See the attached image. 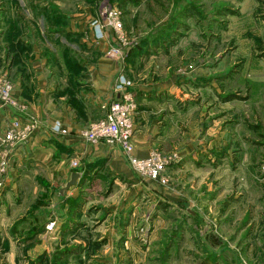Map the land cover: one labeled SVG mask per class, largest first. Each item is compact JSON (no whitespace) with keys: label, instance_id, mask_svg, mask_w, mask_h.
<instances>
[{"label":"rangeland","instance_id":"374dc122","mask_svg":"<svg viewBox=\"0 0 264 264\" xmlns=\"http://www.w3.org/2000/svg\"><path fill=\"white\" fill-rule=\"evenodd\" d=\"M96 1L94 17L103 3ZM109 1L121 12L129 42L124 58L117 60L122 63L117 79L125 76L131 82L127 90L137 102L134 128L137 130L140 118L145 132L158 126L159 138L151 133L149 154L138 157L133 150L132 155L146 158L161 153L169 164L162 172L165 181L153 184L138 176L142 189L136 187L135 214L134 205L129 204L131 193L114 196L118 208L112 222L121 233L120 242L128 240L122 246L126 255H112L115 260L90 255L107 239L68 246L50 238L44 245L37 235L46 229L52 237L59 230L56 221L50 220L44 229L29 227L24 237V220L16 221L9 231L23 238L16 240L20 246L6 251L0 244V264H264V0L254 1L253 20L242 14L244 0ZM60 2L69 14L91 10L87 0ZM44 4L55 7L54 0H0V22L13 6L26 19L41 18ZM94 41L98 42L95 37ZM105 42L109 50L113 39L105 38ZM4 46L0 79L9 78L6 67L10 60ZM158 85L162 90L156 94ZM138 97L148 103L149 98L162 99L152 116L140 117ZM172 98L173 103H167ZM109 102L102 104V110ZM8 151L9 145L0 140V164H11ZM122 151L132 164L131 156ZM10 179H3L0 209ZM39 181V187L48 188L46 181ZM109 182L101 181L97 187L81 180L82 188L66 200V221L89 201L86 217L94 224L92 229L99 227L111 212L103 207L108 193L103 196L92 191H112L114 183ZM45 200L38 194L36 206L47 205ZM130 226L134 235L127 238ZM87 247L83 257L80 252ZM68 256L75 259L70 261Z\"/></svg>","mask_w":264,"mask_h":264},{"label":"crops","instance_id":"0c3cea01","mask_svg":"<svg viewBox=\"0 0 264 264\" xmlns=\"http://www.w3.org/2000/svg\"><path fill=\"white\" fill-rule=\"evenodd\" d=\"M60 1L54 0L55 7L44 4L41 18L30 16L26 19L23 15H18L13 6L9 8L6 19L0 22V50L6 44L5 49L10 60L5 73L12 82L13 96L22 104L15 108L0 102V135L16 117L22 121L36 117L40 121L39 128L28 140L11 146L10 153L6 152L7 155L9 153L11 164H7L4 180L11 178L12 184L4 189L1 196L6 195L2 210L0 209V230L3 231L0 244L6 251L9 247V250H12V246L16 244L20 246L18 242L23 238L9 233L18 221L25 220L21 223L22 228L19 226L25 237V231L29 227L44 229L43 226L54 219L59 230L54 232L52 237H49L50 232L46 229L37 235L44 245L50 238L54 239L55 244L60 242L68 246H88L92 240L107 239L101 249L90 255L95 259H103V256L110 258L112 255H123L126 249L122 246L128 244V240L120 242L121 233L113 226V212L118 208L114 196L131 193L128 195L131 196L129 204L134 205L132 208L135 214L138 209V206H135L138 199L135 191L136 187L137 190L142 189L139 184L141 180L119 146L113 147L104 141L90 143L82 138L81 132L90 122L101 118L103 113L105 115L102 104L120 96L119 92L115 91V86L122 63L107 56L108 46L105 39L94 41L90 23L94 18L97 1L87 0V3H91L90 13L82 15L67 13L61 8ZM254 1L244 0L241 4L244 17L250 16L248 20H253L251 13ZM128 5L125 3L124 6ZM238 20L237 17L236 22L240 23ZM155 89L156 94L162 90L159 85L155 86ZM171 93L174 95V90ZM161 99L149 98L148 103L142 100L140 102L138 97V104L142 106L140 117L142 114L152 116L154 107H159ZM173 101L172 98L167 100V103ZM55 121L62 124V131L53 130ZM141 122V118L136 121L138 128L133 136L134 153L138 157H145L152 147L150 137L154 134L159 138L156 129L158 126L153 123V129L145 132L146 125ZM75 160L85 173H81L77 186L62 192V187L70 180L73 171L78 170L72 166ZM109 175L112 179L115 177V180H110ZM40 179L46 181L48 188L39 187ZM81 180L92 182V185L97 187H100L101 181L104 180H109V184L114 183L110 192L106 188L104 191H92L103 196L108 193L103 207L105 212L111 211L96 229H92L94 224L89 223L86 217L89 201L70 218V221H66L69 214L66 200L79 192L84 184L80 183ZM119 180L125 184H120ZM149 182L154 184L158 181ZM38 194L45 197L47 205L36 206ZM47 199H51L50 202ZM129 204L122 208H128ZM54 211L58 214L53 215ZM64 223L67 225L61 229ZM7 227L9 229L4 231L3 228ZM132 228H127V238L134 235ZM114 245L119 248L116 249ZM88 249L87 247L82 250L80 254L84 257ZM14 257L12 259H15ZM74 257L68 256L67 259L71 261ZM77 257L80 258V255L77 254ZM112 259L115 260L114 257Z\"/></svg>","mask_w":264,"mask_h":264},{"label":"built area","instance_id":"2783aa9c","mask_svg":"<svg viewBox=\"0 0 264 264\" xmlns=\"http://www.w3.org/2000/svg\"><path fill=\"white\" fill-rule=\"evenodd\" d=\"M97 26L101 33L100 36L96 35ZM91 30L97 41L105 38L109 40L113 39L112 47L107 51V56L116 60L124 58V51L129 43L128 38L123 29L121 12L109 0H103L98 15L91 22ZM130 85L131 82L125 76L118 78L115 91L119 92L120 96L104 106L106 109L105 118L91 122L82 130L81 136L85 141L91 143L104 141L109 145L119 146L127 155L131 156V166L140 177L164 182L165 177L162 175V172L169 164H166L167 160H163L161 153H157L155 157L151 154L146 158H137L132 155L135 132L133 114L136 111L135 104L137 105V102L133 94L127 90V87ZM12 89L13 85L9 78L0 79V100L4 105L18 108L22 104L17 101L18 99H13ZM39 125L40 121L36 117H31L27 121L14 118L0 135V140L11 147L28 140L37 131ZM61 126L62 124L59 121H55L53 130L60 132L62 131ZM72 166L78 169L80 174L82 173L78 162H75ZM6 172L7 164H0V188Z\"/></svg>","mask_w":264,"mask_h":264},{"label":"water","instance_id":"95a60500","mask_svg":"<svg viewBox=\"0 0 264 264\" xmlns=\"http://www.w3.org/2000/svg\"><path fill=\"white\" fill-rule=\"evenodd\" d=\"M81 174L78 172V170L73 171L70 180L65 184L64 187H62L61 191L65 192L68 191L70 188L77 186ZM85 180V178H83Z\"/></svg>","mask_w":264,"mask_h":264},{"label":"clouds","instance_id":"9594fccd","mask_svg":"<svg viewBox=\"0 0 264 264\" xmlns=\"http://www.w3.org/2000/svg\"><path fill=\"white\" fill-rule=\"evenodd\" d=\"M96 35H97V36H100V35H101L98 26H97V28H96Z\"/></svg>","mask_w":264,"mask_h":264}]
</instances>
